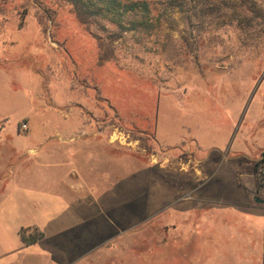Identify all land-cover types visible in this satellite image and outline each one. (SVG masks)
Listing matches in <instances>:
<instances>
[{"label": "rangeland", "instance_id": "374dc122", "mask_svg": "<svg viewBox=\"0 0 264 264\" xmlns=\"http://www.w3.org/2000/svg\"><path fill=\"white\" fill-rule=\"evenodd\" d=\"M56 11L0 0V264H264V22L171 11L101 64Z\"/></svg>", "mask_w": 264, "mask_h": 264}, {"label": "trees", "instance_id": "16d2710c", "mask_svg": "<svg viewBox=\"0 0 264 264\" xmlns=\"http://www.w3.org/2000/svg\"><path fill=\"white\" fill-rule=\"evenodd\" d=\"M34 2L45 13L38 19L44 30L47 21L54 20L56 10L69 7L83 27L94 34L100 50L101 64L116 57V44L122 40L126 31L152 35L163 22L171 25L175 23V19L170 17L171 11L181 13L187 27L195 29L200 34L206 24L217 23L246 32L254 27V24L264 22V9L256 0H34ZM160 9H163V12ZM166 15L167 18L164 19ZM197 37L200 38V35ZM142 132L131 134L133 138L142 142L147 151L153 152L152 147L148 145V141L153 140L151 133ZM263 163L264 159L255 166L259 182L264 180V170L261 166ZM26 231L22 229L20 233L26 244L34 245L43 239L42 233L36 231L37 234L34 236H26Z\"/></svg>", "mask_w": 264, "mask_h": 264}, {"label": "water", "instance_id": "95a60500", "mask_svg": "<svg viewBox=\"0 0 264 264\" xmlns=\"http://www.w3.org/2000/svg\"><path fill=\"white\" fill-rule=\"evenodd\" d=\"M255 202L256 203H259V204H263L264 203V201L262 199H259V198H256L255 199Z\"/></svg>", "mask_w": 264, "mask_h": 264}, {"label": "built area", "instance_id": "2783aa9c", "mask_svg": "<svg viewBox=\"0 0 264 264\" xmlns=\"http://www.w3.org/2000/svg\"><path fill=\"white\" fill-rule=\"evenodd\" d=\"M23 128L26 129V128H27V125L24 124V125H23Z\"/></svg>", "mask_w": 264, "mask_h": 264}, {"label": "crops", "instance_id": "0c3cea01", "mask_svg": "<svg viewBox=\"0 0 264 264\" xmlns=\"http://www.w3.org/2000/svg\"><path fill=\"white\" fill-rule=\"evenodd\" d=\"M29 152H32V151H29Z\"/></svg>", "mask_w": 264, "mask_h": 264}]
</instances>
